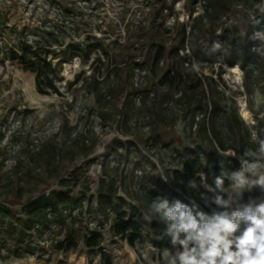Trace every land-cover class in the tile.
<instances>
[{
	"label": "trees",
	"instance_id": "trees-1",
	"mask_svg": "<svg viewBox=\"0 0 264 264\" xmlns=\"http://www.w3.org/2000/svg\"><path fill=\"white\" fill-rule=\"evenodd\" d=\"M128 1L121 5L123 10ZM155 2L162 4L158 13L160 23L147 24L139 3L134 9L127 8L129 21L125 30L128 35L123 42L114 41L113 54L103 44L107 42V47L110 46L108 37L99 39L101 41L88 37L85 58L94 55L91 65L97 62L99 67L93 68L84 78V71L76 73L65 87L66 91L75 87L77 93L93 94L100 127L111 129L116 124L126 143H130L128 136H133L131 131H147L150 135L146 145L152 147V153L158 144L159 128L172 125L181 115L185 125L195 133L196 145L184 150L181 168L168 171L166 177L174 189L179 188L187 194L186 186L190 180L199 183L206 177L207 183L211 184L212 174H219L221 168H237L238 161L225 153L235 152L239 156L245 148H255L251 142L252 131L264 135V117L256 121V126L247 124L239 115L235 95H226L229 87L221 84L219 74L223 67L238 66L243 73L242 93L247 103L252 104L256 91L264 98V39L254 38L256 33H264V0H184L183 8L190 23L180 22L175 13L170 25H166V17L172 13L177 0ZM200 2L205 3L204 11L193 17L194 8ZM148 4L144 10L150 12ZM62 8L68 24L61 22L47 32L39 28L23 32L13 29L10 35L18 47L5 51L7 60L17 61L24 71L35 75L39 94L61 98L65 96L59 86L63 61L53 64L48 50L62 47L65 36L76 33L74 22L77 19L98 16V9L84 13L73 0L63 4ZM236 8L253 11L256 16V25H250L246 33L236 26H226L229 15ZM27 35L38 38H27ZM217 44L219 47L215 48ZM83 46H74L70 61L78 57L75 54L82 52ZM126 49L133 51L132 56L126 57ZM215 65L217 71L213 69ZM77 97L76 94L70 103L62 106L63 109L71 112ZM2 128L0 124L1 135ZM65 131H68L67 137L63 142L60 140L61 143L58 142L60 131L45 138L32 137L28 133L27 151L19 147L0 158V201L11 198L20 203L19 211L0 204V237L4 238L3 243L8 240L13 243L16 252L20 253L19 258L25 253H68L80 244L90 250L101 248L103 236L99 231L82 233L74 229L84 219L89 224L95 223L91 212L84 213L83 197L74 195L84 166L75 164L94 153L95 144L88 138L93 131L78 127ZM24 136V132L11 133L12 140ZM24 153L26 157L22 158ZM65 156H68L69 164L64 161ZM8 160L12 163L5 170ZM128 170V167L122 169L123 182ZM135 173L130 191L124 189L127 198L117 197L116 182L104 179L99 185L96 201L106 222L114 213V199L127 205L128 211L120 207L115 209L116 219L110 223L115 238L132 248H136L138 242H146L162 252L171 245L167 238L159 239L164 225L152 216L151 201L157 196L167 197L170 202L177 198L187 201L177 192L156 190L154 183L147 185L139 177L143 175L142 171ZM46 235L48 249L41 251L34 241L43 240ZM101 259L102 264H113L111 257L104 253Z\"/></svg>",
	"mask_w": 264,
	"mask_h": 264
},
{
	"label": "rangeland",
	"instance_id": "rangeland-1",
	"mask_svg": "<svg viewBox=\"0 0 264 264\" xmlns=\"http://www.w3.org/2000/svg\"><path fill=\"white\" fill-rule=\"evenodd\" d=\"M17 1L21 3V9L17 14H9L13 16L10 19L7 16L0 17V124L3 127L1 130L2 135L0 134V158L12 154L19 147H22L24 152L27 151L30 142L27 137L28 133H31L32 137L39 135V137L45 138L60 131L58 142L60 140L63 142L68 133L65 130L70 127L93 131L88 138L91 144H95L94 153L87 160L79 159L75 164L78 166L84 164V166L80 172L81 180L74 191V195L78 198L83 197L84 213L91 212L90 216L95 223L92 226L84 219L81 223L76 224L74 229L76 232L82 233L99 231L103 236V242L101 248L95 250H90L80 244L79 247L70 250L68 253L37 252L35 255L25 253L19 258L18 254L20 253L16 252L17 248L13 243L9 240L3 243L4 238L0 237V264H102V253L111 257L113 264H159L162 252L156 250L152 245L146 242H138L136 248H132L125 241L112 235L110 223L116 219L115 209L120 207L121 210L128 211V207L114 199V213L110 215L109 222H106L96 201L97 191L104 179L105 181L112 180L116 182L117 197L127 198L124 189L130 191L133 177L137 175L135 171L138 170L143 172V175L139 177H142V181L147 185L154 183L157 186L156 190L177 192L170 182H165L161 176L166 177L168 171L181 168V163L184 160L182 157L184 150L193 149L196 145L195 133L189 130L183 121V117L179 115V118L174 120L172 125L159 128L158 144L154 146V152L152 153L150 152L152 147L146 145V140L150 135L147 134V131H141L140 129L131 131L133 136H128V141L131 144L126 143L125 137L121 136L116 124L111 129L100 127L101 122L96 116V101L93 94L77 93L75 87L66 91L65 84L67 81H72L76 73L84 71V76H82L84 78L91 74L93 68L97 69L99 67L97 62L91 65L94 55H91L89 59L85 58L84 51L87 47L88 42L86 39L88 37H96L97 40H104L108 37L110 46L107 47V44H105L107 42L103 44L105 49L113 54L116 49L114 41L123 42L128 35L125 30L126 23L129 21V14L126 15L127 8L134 9L136 4L139 3L144 21L147 24H154L155 21L161 22L158 13L162 4L155 2V0H129L128 6L123 10L121 5L126 0H73L77 8L82 9L84 13L98 9L96 13L98 16L86 17L84 20L77 19L74 22L77 27L76 36L75 34L65 36L62 47H54L48 50L50 52L49 60L53 64L58 63L60 60L63 61L62 81L59 86L65 96L61 98L52 94H39L35 84V75L24 71L17 61L7 60L6 48L18 47L17 42L12 40L11 31L16 29L17 26L23 28V25L30 21L28 20L29 9L28 11L24 10L25 0ZM47 2L51 6L54 5V7H49V16L47 17L53 26L60 25L62 21H68L62 12V7L63 4L70 3L71 0H47ZM146 4L150 5V12L144 10ZM183 5L184 0H177L172 13H169L166 17V25H170L175 13L180 22H190ZM42 17L45 18L44 15ZM36 18H38L37 14ZM226 22L227 27L236 26L241 32L246 33L250 25H256V16L253 11L236 8L229 15ZM39 25L35 24V26ZM50 29L52 28L49 27L47 31H50ZM211 38H208V41ZM80 44H84L83 51L75 54L78 57L70 61L69 56L76 48L74 46ZM132 54V50L126 49V57L132 56ZM213 69L217 71L218 66L215 65ZM219 74L222 79L221 84L230 89L227 90L226 95L228 97L232 94L235 95L240 117L250 126H254L253 121L256 123L264 117L263 95L256 91L252 97V104L249 105L246 96L242 93L243 76L239 80L231 68L227 67H223ZM76 94L78 100L73 110L71 112L65 111L62 106L70 103ZM243 110L248 113L249 117L247 119L242 116ZM107 125L110 126L108 123ZM63 126H65V129ZM17 131L24 132L26 136L12 140L11 133ZM24 157H26L25 153L22 155V158ZM67 157L65 156L63 159L69 164L70 161ZM11 163L12 160L6 162L5 170L9 169ZM126 167H128L129 173L126 181L123 182L124 177L121 173L122 169ZM245 199H247V194ZM0 204L9 206L12 211L20 210V203L11 198H7L4 202L0 201ZM90 216L87 215L86 217ZM47 238L46 235L43 240H35L34 244L41 248V251L42 249L46 251L49 245V242H45ZM145 254H147V259Z\"/></svg>",
	"mask_w": 264,
	"mask_h": 264
},
{
	"label": "clouds",
	"instance_id": "clouds-1",
	"mask_svg": "<svg viewBox=\"0 0 264 264\" xmlns=\"http://www.w3.org/2000/svg\"><path fill=\"white\" fill-rule=\"evenodd\" d=\"M251 142L256 147L242 155L225 153L237 168H221L211 184L206 177L190 180L187 194L175 189L187 202L163 196L151 201L152 216L164 225L159 239L171 245L160 264H264V135L252 131Z\"/></svg>",
	"mask_w": 264,
	"mask_h": 264
},
{
	"label": "built area",
	"instance_id": "built-area-1",
	"mask_svg": "<svg viewBox=\"0 0 264 264\" xmlns=\"http://www.w3.org/2000/svg\"><path fill=\"white\" fill-rule=\"evenodd\" d=\"M24 4L26 5V6L24 5V10L28 11L29 9L30 11L29 18H28V20L30 21L25 23V25H23V28H20L19 26H17L16 29L18 30V32H23L25 29L33 30L36 28L45 29L47 31L49 27L51 28L54 27L51 21H49L47 18L49 16L48 10H49V7L51 6L47 2V0H25ZM20 6H21V3H19L17 0H0V15L7 16L10 19V17H13V16H10L9 14L11 15L17 14L19 10L21 9ZM51 7H54V5H52ZM204 8H205L204 2H200L199 4H197L194 8L193 17L199 16L201 13H203ZM36 14L38 15V18H36ZM40 15L41 17L39 18ZM43 15L45 16L46 19L45 18L43 19L42 17ZM187 18L190 19L189 16ZM172 22H173V19H172ZM65 23L68 24L69 22L66 21ZM35 24H38V25L40 24V25L35 26ZM27 38H38V37L27 35ZM90 225L94 226V223H91Z\"/></svg>",
	"mask_w": 264,
	"mask_h": 264
},
{
	"label": "bare ground",
	"instance_id": "bare-ground-1",
	"mask_svg": "<svg viewBox=\"0 0 264 264\" xmlns=\"http://www.w3.org/2000/svg\"><path fill=\"white\" fill-rule=\"evenodd\" d=\"M231 70L238 77V79L240 80L241 77H242V74H243L242 70L238 66H236L234 68H231ZM242 116H243L244 119H247L249 117L248 113L245 110L242 111Z\"/></svg>",
	"mask_w": 264,
	"mask_h": 264
}]
</instances>
